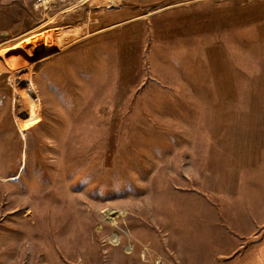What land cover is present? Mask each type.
Instances as JSON below:
<instances>
[{"label":"rangeland","instance_id":"rangeland-1","mask_svg":"<svg viewBox=\"0 0 264 264\" xmlns=\"http://www.w3.org/2000/svg\"><path fill=\"white\" fill-rule=\"evenodd\" d=\"M36 2L0 0V264H264V0Z\"/></svg>","mask_w":264,"mask_h":264},{"label":"crops","instance_id":"crops-1","mask_svg":"<svg viewBox=\"0 0 264 264\" xmlns=\"http://www.w3.org/2000/svg\"><path fill=\"white\" fill-rule=\"evenodd\" d=\"M260 165H255L254 170L258 171ZM264 166V165H262ZM241 171V168H239ZM257 182L256 186H251V188H247V185L244 184L242 181L239 182V186L242 185L241 193L239 194V197L242 196V204L245 205V213L246 218L248 219V222L253 225V232H258V244L257 249L264 250V178L262 180H255ZM202 199H205V197H201ZM207 201V199H205ZM198 202V201H197ZM260 259H263V255L259 256ZM235 260H233L230 263H234Z\"/></svg>","mask_w":264,"mask_h":264},{"label":"built area","instance_id":"built-area-1","mask_svg":"<svg viewBox=\"0 0 264 264\" xmlns=\"http://www.w3.org/2000/svg\"><path fill=\"white\" fill-rule=\"evenodd\" d=\"M55 0H37L36 6L39 7V5L43 6H50Z\"/></svg>","mask_w":264,"mask_h":264},{"label":"bare ground","instance_id":"bare-ground-1","mask_svg":"<svg viewBox=\"0 0 264 264\" xmlns=\"http://www.w3.org/2000/svg\"><path fill=\"white\" fill-rule=\"evenodd\" d=\"M114 237V236H113ZM118 241V240H117ZM116 240H113V242H117Z\"/></svg>","mask_w":264,"mask_h":264}]
</instances>
